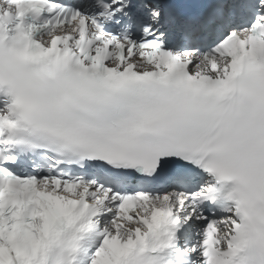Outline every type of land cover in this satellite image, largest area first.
Here are the masks:
<instances>
[{
	"label": "snow or ice",
	"instance_id": "6c2138e0",
	"mask_svg": "<svg viewBox=\"0 0 264 264\" xmlns=\"http://www.w3.org/2000/svg\"><path fill=\"white\" fill-rule=\"evenodd\" d=\"M0 264H264V0H0Z\"/></svg>",
	"mask_w": 264,
	"mask_h": 264
}]
</instances>
